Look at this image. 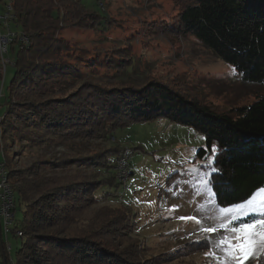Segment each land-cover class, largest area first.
Returning <instances> with one entry per match:
<instances>
[{
    "label": "trees",
    "instance_id": "trees-1",
    "mask_svg": "<svg viewBox=\"0 0 264 264\" xmlns=\"http://www.w3.org/2000/svg\"><path fill=\"white\" fill-rule=\"evenodd\" d=\"M71 1L75 10L62 9L55 0L10 2L19 30L8 49L14 71L7 84L0 57L1 130L10 134L8 145L37 142L46 134L78 135L88 128L113 135L116 128L131 122L167 117L194 126L205 138L206 146L197 156L213 159L209 183L220 207L244 203L264 189V93L249 104L218 111L160 81L139 85L96 82L93 78L101 77L98 72L117 68L115 59L90 54L64 39L60 30L61 24L75 22L69 11L78 14V20L99 21L102 14L92 9L87 12ZM174 1L180 5L175 19L180 32L193 35L231 65L243 81L264 84V0ZM212 145L217 148L214 154ZM112 148L118 150L117 163L125 157L124 148ZM2 152L14 190L15 227L24 235L19 238L14 262L0 225V264H159L155 259L138 258L131 249L117 251L107 234L108 240L98 232L67 233L73 208L101 197L99 191H90L95 183L52 180L48 184L37 167L33 172L14 169L8 152ZM40 164L53 165L45 159ZM113 170L117 180L116 164Z\"/></svg>",
    "mask_w": 264,
    "mask_h": 264
},
{
    "label": "rangeland",
    "instance_id": "rangeland-1",
    "mask_svg": "<svg viewBox=\"0 0 264 264\" xmlns=\"http://www.w3.org/2000/svg\"><path fill=\"white\" fill-rule=\"evenodd\" d=\"M63 1L62 4L55 0L62 9H76L72 1ZM74 1L87 12H100L102 18L78 20L79 15L69 11L75 22L61 24L60 35L90 54H107L105 60L116 61L117 68L109 66L98 72L101 77H92L96 82L139 85L160 81L200 98L218 111L249 104L264 93V84L243 81L231 65L193 35L180 32L175 22L180 5L174 0ZM9 2L0 0V13ZM10 26L19 30L13 20ZM2 70L7 84L13 64L8 63ZM70 133H62V137L46 134L37 142L13 141L9 145L10 134L2 130L0 133V164L4 159L2 151L6 150L14 169L33 172V167H37L45 183L55 180L96 184L90 191H99L101 197L73 208L75 215L67 233L98 232L106 240L108 235L118 245L113 244L117 251L131 249L138 258L155 259L159 264H222L225 256L216 242L232 236L231 227L248 221L244 220L246 216L231 223L223 218L228 228H219V210L228 207L217 204L210 183H200L202 179L209 182L213 159L197 156L206 142L194 126L159 117L131 122L116 128L113 135L89 128L78 135ZM116 145L124 148L122 159L129 160L130 165L126 174H117L114 180L113 167L116 164L118 169L121 161L115 160L118 150L112 147ZM43 159L53 163L51 168L40 164ZM193 168L195 173L190 171ZM261 195L264 193L259 192L254 198ZM127 213L132 215L128 219ZM21 216L18 212V218ZM202 227H216L217 231L205 233ZM8 243L15 262L21 241L12 236ZM210 252L215 255H207ZM246 264L259 262L249 260Z\"/></svg>",
    "mask_w": 264,
    "mask_h": 264
},
{
    "label": "snow or ice",
    "instance_id": "snow-or-ice-1",
    "mask_svg": "<svg viewBox=\"0 0 264 264\" xmlns=\"http://www.w3.org/2000/svg\"><path fill=\"white\" fill-rule=\"evenodd\" d=\"M235 71V69H233ZM207 151V149H204ZM211 152H217L215 145H212ZM195 173V168L190 170ZM212 171H217L212 168ZM201 184L207 185L209 182L205 179L200 181ZM264 193V189H261ZM220 213L222 218L219 223L220 229H227L228 225L223 222V218H228L229 222L239 221L241 217L248 216V222H241L239 226L231 227L232 236H224L216 242V247H219L224 253L225 259L222 264H246L247 261H258L259 264H264V195L259 199L247 200L244 203L236 204L231 208H221ZM232 214V215H228ZM181 219H196L195 217H181ZM205 233H215L216 227H207L201 229ZM235 240V243H233ZM210 243V242H209ZM207 255H215L208 253Z\"/></svg>",
    "mask_w": 264,
    "mask_h": 264
},
{
    "label": "built area",
    "instance_id": "built-area-1",
    "mask_svg": "<svg viewBox=\"0 0 264 264\" xmlns=\"http://www.w3.org/2000/svg\"><path fill=\"white\" fill-rule=\"evenodd\" d=\"M13 19L12 6L6 4L5 11L0 13V57L2 59L3 68H6L8 63H11L7 57L10 43L17 37L16 31L11 29L10 21ZM25 40V37L22 38ZM1 133V119H0ZM118 174L122 177L129 170V163L126 159H121L118 163ZM122 175V176H121ZM14 190L9 179L8 171L5 168L4 162L0 164V225L2 233L6 238L11 235L16 238L23 237V231L15 227V210H14ZM9 242V241H8ZM6 243L7 250L10 252L12 247Z\"/></svg>",
    "mask_w": 264,
    "mask_h": 264
},
{
    "label": "crops",
    "instance_id": "crops-1",
    "mask_svg": "<svg viewBox=\"0 0 264 264\" xmlns=\"http://www.w3.org/2000/svg\"><path fill=\"white\" fill-rule=\"evenodd\" d=\"M10 237H12V235ZM10 237L6 238V236H4L6 243L9 241Z\"/></svg>",
    "mask_w": 264,
    "mask_h": 264
}]
</instances>
